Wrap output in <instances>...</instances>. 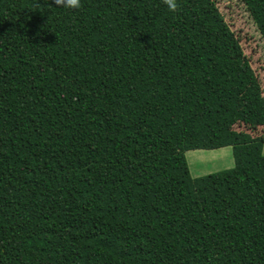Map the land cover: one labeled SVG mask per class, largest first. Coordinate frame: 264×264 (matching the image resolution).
<instances>
[{
  "label": "trees",
  "instance_id": "obj_1",
  "mask_svg": "<svg viewBox=\"0 0 264 264\" xmlns=\"http://www.w3.org/2000/svg\"><path fill=\"white\" fill-rule=\"evenodd\" d=\"M80 2L0 0V264H264V89L216 2Z\"/></svg>",
  "mask_w": 264,
  "mask_h": 264
},
{
  "label": "rangeland",
  "instance_id": "obj_2",
  "mask_svg": "<svg viewBox=\"0 0 264 264\" xmlns=\"http://www.w3.org/2000/svg\"><path fill=\"white\" fill-rule=\"evenodd\" d=\"M225 21L235 32L243 50L252 60V67L260 77L264 89V40L240 0H214ZM258 134L264 133L258 130ZM264 155V147H263ZM192 178L227 170L234 167L231 147L216 150H195L185 153Z\"/></svg>",
  "mask_w": 264,
  "mask_h": 264
},
{
  "label": "clouds",
  "instance_id": "obj_3",
  "mask_svg": "<svg viewBox=\"0 0 264 264\" xmlns=\"http://www.w3.org/2000/svg\"><path fill=\"white\" fill-rule=\"evenodd\" d=\"M52 3L58 7L68 9H79L81 7L80 0H52ZM170 12H176L178 9L177 0H163Z\"/></svg>",
  "mask_w": 264,
  "mask_h": 264
}]
</instances>
